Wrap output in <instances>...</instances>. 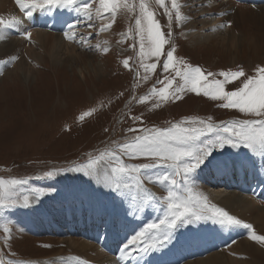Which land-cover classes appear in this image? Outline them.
Listing matches in <instances>:
<instances>
[{"label": "rangeland", "instance_id": "1", "mask_svg": "<svg viewBox=\"0 0 264 264\" xmlns=\"http://www.w3.org/2000/svg\"><path fill=\"white\" fill-rule=\"evenodd\" d=\"M184 1L177 0L181 10ZM124 2L125 0H121L115 19L112 20L108 11L100 7L99 0H89L93 19L86 18L85 22L94 25L90 27L92 31L89 32L92 33L88 35L89 32L86 31L79 37L80 41L82 37L84 39L78 57L67 56L63 66L51 64L50 58L44 55V61L36 66L28 81L24 79L18 68L13 69L14 63L2 66L0 178L26 180L27 183L18 186L13 193V206L0 209V264H40L39 260L52 259L55 255H66L62 258L66 264H72L68 257L74 256L73 259H76L75 257L80 259L90 254L95 246L86 236L63 235L67 232H59L62 228L66 230L63 221L65 211L59 207L62 205L69 208V213L72 215L69 214V222L77 224L79 218H94L91 214H99L101 204L104 214L112 216L114 212V215H117V218L114 216L110 218V221L117 222L116 225L113 222V229L117 228L119 231L121 228L130 227L133 234L144 229L147 224L164 217L163 202H152L143 211L131 215L128 212L131 207L130 198L136 195L134 190H125L124 195L112 192L106 195L100 189V183L95 176L68 171L73 166L86 164L89 154L96 157L105 149L115 148L117 144L126 141L131 142L137 133L128 132L129 128L141 129L153 126L164 128L169 122L195 118L216 124L256 118L242 114L237 109L220 107L219 105L224 101H213L192 92L184 93L182 99H173L170 96L167 100H160L158 96L153 95V87L164 86L157 81H163L165 76L171 78L174 76V70L170 69L169 73H162L158 64L155 73H145L142 63L155 62V58L147 60L139 56V35L135 33L139 0H127L136 5L132 12L123 7ZM148 3L166 37L164 50L174 48V58L177 60L199 66L206 72L215 73L217 74L215 78L218 79H222L218 75L220 71L243 70L246 76H254L257 75L256 69L264 67V20L261 18L250 19L243 12L239 18L224 19L225 26L217 31L215 36L208 38L210 41L195 43L186 34L183 35V28L179 29L174 19L175 23L169 29L165 8L172 9L171 0H165L164 7L157 4L156 0H148ZM191 15L194 19L192 12ZM100 22L104 23L100 24ZM109 23H111L110 28L105 32L100 31L101 26ZM229 23L231 26H227ZM197 24V29L200 30L201 26L198 22ZM170 31L172 35L169 37L167 34ZM245 32L252 35L249 41ZM209 33L208 28L207 34ZM228 34L236 38V43L224 39ZM2 40L0 39V42ZM5 48V46L0 47V55ZM234 56L236 59H233ZM125 59L129 60L128 68L123 65ZM91 60L101 62V72H93L89 68ZM176 67H180V64L178 63ZM146 75L147 79H145ZM244 78L231 81L226 85V90H234L241 86L240 81ZM211 79L213 77H209V80ZM145 96L147 99L141 101ZM86 111H92V115L81 120L80 116ZM223 151L224 154H229L230 148L226 147ZM233 152L230 156L220 157L219 153H214V156L234 158ZM127 162L148 161L141 158ZM53 169H63V171L53 177L44 176L45 172ZM164 171L171 170L149 169L147 175L157 176ZM197 172L190 180V184H194V192L201 197H207L210 204L228 211L226 205L219 203L217 196H213L212 193L211 196L206 191V186L209 184L208 182L205 183L206 185L202 184L204 172L199 171L202 183L199 182ZM76 182L79 184L78 187ZM145 187L158 198L167 195L166 190L158 184L145 182ZM32 189L42 190L43 194L38 200L31 197ZM209 190L215 189L211 187ZM110 194L111 197L108 199ZM24 195L30 196L28 205L24 204ZM34 201L42 204L49 212L50 218L47 222L40 221V218L32 214ZM104 209H108V212ZM93 223L94 220L90 223L80 222V226L89 228ZM201 225L213 226V231L220 236L225 231V227L211 222L180 227H190L201 232L203 229ZM5 228L8 231H5ZM178 228L174 230L173 236L179 233ZM235 229L237 228H234L233 234ZM253 229L257 235H264V231L257 225H254ZM95 233L97 235L94 237L92 234L91 237L97 239L98 232ZM248 238L241 236L234 242L235 246L227 249L224 245H220V252L214 254L210 252L205 259L196 258L184 264L207 263L209 259L219 255L227 259L233 256L240 260V263L264 264V243L256 242L250 239V236ZM175 240L170 242V246L177 243ZM76 241L78 242L76 244H84V246H77ZM164 247L154 254L161 255ZM249 248L254 251H250ZM137 254L138 252H133L132 257ZM153 259L152 256L146 263ZM128 260L130 261L129 258Z\"/></svg>", "mask_w": 264, "mask_h": 264}, {"label": "snow or ice", "instance_id": "2", "mask_svg": "<svg viewBox=\"0 0 264 264\" xmlns=\"http://www.w3.org/2000/svg\"><path fill=\"white\" fill-rule=\"evenodd\" d=\"M16 3L29 17L33 10L47 7L49 10L72 9L78 14H83L88 20L93 19L89 0H16ZM156 3L161 7L165 6V0H156ZM99 4L114 20L121 0H99ZM171 5V10L165 8L169 29L172 28L173 19L176 23L187 19L181 14V5L177 3V0H171ZM123 7L132 12L136 5L125 0ZM138 7L139 16L135 19V33L139 35V56L147 60L155 58V62L142 63L141 66L145 73H155L158 64L162 73H169L170 69L174 70V76L171 78L165 76L163 81H157L164 86L153 87V95L158 96L160 100H167L170 96L173 99H182L184 93L192 92L213 101H224L219 105L220 107L237 109L242 114L256 118L232 120L220 124L195 118L175 123L169 122V125L164 128L155 126L141 129L129 128L128 132L137 133L131 142L126 141L117 144L115 148L105 149L96 157L89 154L86 164L73 166L68 171L82 172L90 177L95 176L98 183L117 195H124L125 190H134L136 195L130 198L131 207L128 212L131 215L143 211L152 202H163L164 217L147 224L144 229L131 235L123 244L122 251L125 256L131 257L133 252L148 253L159 250L173 238L176 228L207 222L229 229L243 227L250 230V239L264 243V235H257L252 224L243 222L222 207L210 204L207 197L197 195L193 190L194 184H190L194 174L209 165L221 172L228 170V161L214 156V153L222 156L226 147L248 149L253 155L264 158V67L256 69L257 75L254 76H246L243 70L220 71L218 75L222 79H218L215 78L217 75L215 73L206 72L199 66L177 60L174 58V48L164 50L166 37L161 31L159 22L154 18V12L150 10L148 0H139ZM20 23V19L15 16L7 21L0 18V31L9 27L16 28ZM76 26L75 24L67 26L64 32L65 38L75 39L73 30ZM93 26L88 25V27ZM224 26L221 25V27ZM227 26H231L230 23ZM110 27L111 23L103 25L100 31ZM70 32L73 33L71 36ZM167 35L170 37L171 31ZM25 36L29 38L30 34ZM0 39H3L2 35ZM12 59L15 60L17 57ZM3 63L0 62V75L3 74ZM178 63L180 67H176ZM123 65L128 68L129 60L125 59ZM209 77L213 79L209 80ZM240 77H245L240 81L241 86L234 90H226L228 83ZM147 78L146 75L145 79ZM146 99L147 96L142 97L141 101ZM90 115L92 111H86L80 119L84 120ZM141 158L148 162H127ZM157 168L171 171H164L157 176L147 175V170ZM100 169L104 170L102 176L99 174ZM61 171L63 169H53L45 172L44 176L53 177ZM145 182L158 184L166 190L167 195L156 197L145 187ZM26 183V180L0 178V209L13 206V193L18 186ZM42 194L40 189H32L30 193L31 197L37 200ZM23 201L25 205H28L30 196L24 195ZM5 231L8 229L5 228Z\"/></svg>", "mask_w": 264, "mask_h": 264}, {"label": "bare ground", "instance_id": "3", "mask_svg": "<svg viewBox=\"0 0 264 264\" xmlns=\"http://www.w3.org/2000/svg\"><path fill=\"white\" fill-rule=\"evenodd\" d=\"M192 2H194L193 5H190ZM184 3L190 5L191 7L195 6L197 8L196 12L200 14V18L202 19L201 22H198L201 26L200 30L197 29V22H194L191 16H187V19L183 20L180 23L185 34L195 43L210 41V39L208 38H210L211 36H215V34H217V31L219 32L222 29L221 25H223L224 19H230L231 17L239 18L243 12L250 19L261 18L262 20H264V3L257 6L252 4L248 5L246 2H242L241 0H213L211 1V3L209 0H185ZM190 6H188L187 8H189ZM187 8H185V10ZM157 10L159 9L157 8ZM13 16L19 18L21 23L16 28L9 27L4 28L2 31H0V35L3 36V40L0 42V47H6L2 50L0 59L3 57L4 58L0 61L4 62L2 66H7L14 63L15 65L13 66V69L18 68L22 72L24 79H26L27 81L33 74L36 66H38L40 62L44 61V55H47L50 58L51 64L59 66H63V62L67 56H71L73 58L78 57V51L83 44L81 43L82 40L80 41L79 37H81L86 31H92L91 28L88 27L89 22H85L87 20L86 17L83 14H78L72 9L52 8L51 10H49L47 7L43 9L37 8L32 12V19L27 20L28 16H26L25 13L20 10L19 6L16 3V0H0V18H3L7 21L10 20ZM103 18L102 20L104 21ZM102 23L104 22H100V24ZM69 24L77 25L73 30L75 39L65 38L64 32L67 30V26ZM208 28L210 29L209 34H207ZM204 32L206 34H204ZM91 33L89 32L88 35H90ZM25 34H30V37L26 38ZM72 34L73 33L71 32L69 33L70 36ZM246 36L248 41L252 38L251 34L246 33ZM224 39L236 43V38L232 34L226 35ZM254 40H256L255 37ZM79 45L80 47H78ZM232 50L235 51L236 48H233ZM13 57H17V59L13 60ZM233 59H236L235 56L233 57ZM101 66V62L93 60L89 62V68L93 72H101ZM79 72L82 75L81 69L79 70ZM247 154L252 156V161L255 165L262 166L264 168V158L258 155H253L249 150H247ZM236 155L237 152L234 151L233 156L235 157ZM221 159L228 161V164L230 163L229 157H223ZM202 172H204L202 180L204 184L208 182V187H213L214 184H216V189L223 188V190L221 191H212V195L218 197L217 200L220 204L226 205L228 207L229 214L236 216L238 219L247 221L248 223L252 224V226L257 225L262 231H264V202L256 199L258 196L264 197V185L255 193L241 192L236 187H228V185H232V181H230V178H225L220 182L216 181L215 178V176H234V174H238L240 172L239 169L234 170L230 167V169H228L227 171L221 172L218 171L216 167L209 165L208 167L204 168ZM198 173L200 175V172ZM99 174L102 176L103 170L100 171ZM76 185L78 187V182H76ZM100 189L104 193H106V195H108L110 192L101 184ZM110 197L111 194L108 196V199H110ZM59 207L60 209H62L61 206ZM102 208L103 207L100 204L99 214H91L94 218H79L77 221L79 227L76 229L73 226L72 228L69 227L70 232L73 233V235L87 236L88 239L93 243H97V239H94V237L97 235V233L95 232H98V229L91 228L89 231V228L81 227L80 222L90 223V221L94 220L95 223L93 224L96 225V227L104 226L105 228H108L110 230V233L116 231V229H113V221H110V218L112 216L117 218V215H114V212L112 213V216L106 215L104 214ZM104 210H107L108 212V209ZM63 211L65 210L63 209ZM37 212H39V214H37ZM32 214L40 218V221L43 222H47L50 218L49 212L43 207L42 204L37 201H34L33 203ZM69 214V212L65 211V217H63L64 222H69ZM28 224L29 223H27V225ZM54 227L58 228V226ZM63 230L64 229L62 228L59 232H64ZM85 230H87V232H85ZM233 230L234 229L226 228L225 238L230 243L235 241L237 237L241 235L245 236L246 238L250 236V230L244 229L242 227H238L237 229H235V234H233ZM121 231L123 232V234L128 231L133 235V232L131 230L121 229ZM206 232L208 233V236L202 235L198 232L187 234L184 229H181L178 235L175 238H172L165 245L163 250L164 252L161 255L159 253L154 254L157 250L150 251L148 253H145V260H140L136 263H134L133 260L129 261L126 258L121 259L122 256H120L118 259L115 258V261H112L114 257L110 256L112 254H116L115 251H118L120 244L116 243V241L114 240L115 237H113L111 234L109 236L110 238L100 237L99 239L100 243L106 242V245L102 246V249H104L103 251H98L95 246L90 254L85 255L80 259H73L72 257H68V259L72 264H89L85 263L86 260H90L93 264H180L184 260L200 256L206 251L214 248V245L217 242L216 240H211L209 242L198 241L197 244H194L193 239L209 240L210 237L215 236L214 232L208 229L207 226ZM92 234L94 237H91ZM173 240H175L177 243H175L173 246H170V242H173ZM76 243L78 242L76 241L75 244ZM113 243L114 247H109L110 244ZM76 245L78 246L82 244ZM233 245L234 244H232L231 246ZM82 246H84V244ZM249 250L252 252L254 251V249L251 248H249ZM152 256L154 257V259L146 263V261L151 259ZM205 258L202 257L198 260ZM239 261L240 260L235 259L233 256L227 259L224 256L219 255L212 257L207 261V263L199 262L198 264H246L240 263Z\"/></svg>", "mask_w": 264, "mask_h": 264}]
</instances>
